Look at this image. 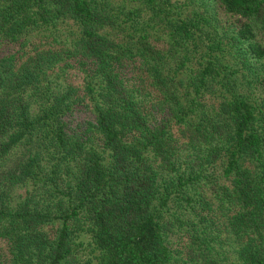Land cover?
Segmentation results:
<instances>
[{"label": "trees", "instance_id": "obj_1", "mask_svg": "<svg viewBox=\"0 0 264 264\" xmlns=\"http://www.w3.org/2000/svg\"><path fill=\"white\" fill-rule=\"evenodd\" d=\"M255 83L264 0H0V264H264Z\"/></svg>", "mask_w": 264, "mask_h": 264}, {"label": "rangeland", "instance_id": "obj_2", "mask_svg": "<svg viewBox=\"0 0 264 264\" xmlns=\"http://www.w3.org/2000/svg\"><path fill=\"white\" fill-rule=\"evenodd\" d=\"M218 14L223 15L222 11L220 9H217ZM224 20H228L229 17L223 15ZM75 29L74 26L71 23L64 24L60 27V32H68L69 30ZM264 86L260 83H255L253 87V91L251 89H247L250 93L255 95L257 98L261 99V97L264 95L263 91ZM78 242V257L80 258V261L83 264H97L95 255L97 252L92 249V246L89 244V236L85 231L81 232Z\"/></svg>", "mask_w": 264, "mask_h": 264}]
</instances>
